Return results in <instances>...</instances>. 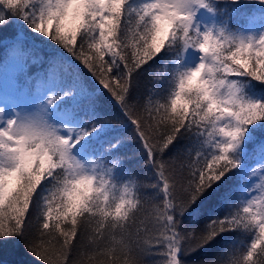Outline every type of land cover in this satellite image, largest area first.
<instances>
[{"label":"snow or ice","instance_id":"snow-or-ice-1","mask_svg":"<svg viewBox=\"0 0 264 264\" xmlns=\"http://www.w3.org/2000/svg\"><path fill=\"white\" fill-rule=\"evenodd\" d=\"M247 2L264 5L0 0V30L19 26L33 41L0 40V243L23 241L40 264H74L84 234L97 242L88 264H145L143 254L185 264L217 237L243 233L250 239L231 259L199 264H264V138L253 135L264 127V12L239 29L216 18L221 4ZM201 12L214 22L202 25ZM37 42L46 54L32 51ZM145 75L152 83L141 102L134 91ZM105 96L153 179L125 167L124 138L102 146ZM173 149L183 157L175 168L165 160ZM249 155L260 182L236 201ZM199 204L225 210L201 225L192 215ZM106 233L118 247L99 246Z\"/></svg>","mask_w":264,"mask_h":264},{"label":"trees","instance_id":"trees-1","mask_svg":"<svg viewBox=\"0 0 264 264\" xmlns=\"http://www.w3.org/2000/svg\"><path fill=\"white\" fill-rule=\"evenodd\" d=\"M138 2V0H137ZM221 11L217 14V19H228L230 25L234 29H239L241 27L247 26V20L253 16H259V13L264 12V5H260L258 3H243L239 6L236 5H223L220 6ZM210 19H214L210 16ZM258 25V26H257ZM255 27H261L262 25L259 22L254 24ZM18 34V36H17ZM16 37L20 41H27L29 44L33 43L32 38L26 35V32L23 31L19 26H14L13 28H8L4 30H0V40L4 41L5 44H10L12 39ZM39 49H43V53L39 51ZM5 49L0 46V57H2L5 53ZM35 51L36 55L46 54L47 49L43 45H39L37 42V49L32 50ZM168 59L167 57H165ZM163 63V61L158 62V65ZM39 68L37 65L33 64L29 69V73L38 71ZM161 71H164L161 69ZM168 73L172 72V65H168L167 69ZM236 78V77H231ZM167 79L170 77L166 76ZM165 85L156 84L153 92L154 96L159 98L164 94ZM150 78L148 75L142 77L138 83L137 87L134 91V97H137L144 101V97L148 94V90L150 87ZM93 86L95 87L94 83ZM264 99V96L261 97ZM103 110L107 113L110 118V127L106 130V135L103 137L102 146H106L109 141L115 142L117 139L124 138L122 141V146L120 148L119 155L125 158V167L134 173L138 174L141 181L153 179L151 177L150 172L142 167L143 158L141 154V149L138 146V143L135 139L131 138V130L129 127L125 126V123H122V116L118 113V109L115 107L114 103L110 101L106 96L103 97ZM253 135L264 138V127L257 129ZM187 144V141H180L178 148H182ZM169 156H165V160L169 161V164L172 167H178L180 163V158L173 159L172 157L176 156V149H173L169 154ZM258 164V157L249 155L246 157V165L248 167V175L240 176L236 179L235 188L236 191L234 193V200L238 201V199L247 191L249 181L251 179V171L252 168ZM39 190V188H38ZM143 191V189H141ZM7 207V203L5 205ZM224 208L216 207L209 208V206L205 204H199L197 206V210L192 213L193 217L199 216V220L197 221L201 225L206 222L207 216L210 212L215 211L216 214H222ZM58 209H54L55 212ZM202 213V215H201ZM34 219V218H33ZM67 222L61 224V228H66ZM59 235V231L56 233ZM117 241L120 239L119 234L116 236ZM250 239L249 236L243 233L234 234V233H225L220 237H217L216 241L212 244L208 245L204 249H201L199 252L193 253L191 256L184 257L185 264H199V261H216L218 259H231V249L235 246H239L241 250H243L244 245ZM99 246L103 248L108 247H118L112 239L111 236L106 233L105 239L99 242ZM97 247V242L91 240L88 235L82 234L77 237V241L72 248L70 259L74 262V264H88L87 255L91 254V252ZM141 258L145 261V264H158V261L161 260L159 256L147 255L143 254ZM103 259L102 257L100 258ZM0 264H40L36 257H33L30 253L25 250L23 241H12L9 243H0Z\"/></svg>","mask_w":264,"mask_h":264},{"label":"rangeland","instance_id":"rangeland-1","mask_svg":"<svg viewBox=\"0 0 264 264\" xmlns=\"http://www.w3.org/2000/svg\"><path fill=\"white\" fill-rule=\"evenodd\" d=\"M200 22L202 25L203 24H209L210 25L211 23H213V20L210 19V15L201 12L200 13ZM259 28H260V26L255 27L254 24L252 25V30H259ZM193 62H194V59L190 58L189 63H193ZM260 167L261 166L258 163L255 167L252 168L253 170L251 171V179L249 181L247 190L249 189V187L255 188V185L260 182V180H259ZM253 173H255V175H253Z\"/></svg>","mask_w":264,"mask_h":264}]
</instances>
